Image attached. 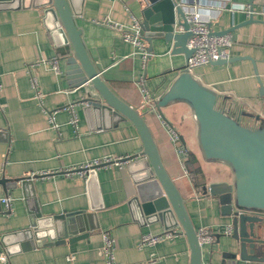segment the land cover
Returning <instances> with one entry per match:
<instances>
[{"label":"crops","instance_id":"crops-1","mask_svg":"<svg viewBox=\"0 0 264 264\" xmlns=\"http://www.w3.org/2000/svg\"><path fill=\"white\" fill-rule=\"evenodd\" d=\"M227 2L228 7L231 3L250 4V0ZM68 3L82 44L99 76L126 104L148 110L142 89L159 99L185 67L184 56L170 54V44L155 40L152 52L142 61L136 49L120 39V32L102 24L108 19L123 30H130L132 19H141L138 0ZM263 3L264 0H252L256 13L252 18L256 22L229 33V59H241L190 71L215 91L218 108L247 127H256L264 119V97L259 95L258 84L259 80L264 88V17L259 13ZM212 5L218 8L220 2L212 0ZM227 6L212 13V32L224 31L248 19L244 12H231ZM208 8L203 6L205 12ZM53 25L52 17L40 9L0 10V178L30 177L32 182L14 189L0 185V264H105L100 253L102 233L114 240L117 264H188L190 251L179 227L171 229L176 232L171 240L138 249L142 234H159L165 228L160 222L145 223L136 214L135 205L130 202L135 185L125 164L97 169L93 203L102 207L95 211L97 228L86 239L6 254V249L28 241L22 231L29 227L30 212L52 217L88 209L84 177L80 173L66 174L64 170L105 158L128 157L142 150L138 132L128 121L115 123L113 118L104 119L98 114L87 118L83 105L74 104L86 96L88 86L80 85L83 78L77 60ZM143 43L146 48L147 43ZM53 57L57 58V71L50 65ZM162 112L169 125L158 115H146L162 164L185 200L195 230L208 228L213 232V242L201 247L202 264H220L221 253L230 243L223 233L230 220L221 215L217 197L204 195L201 188L211 183L230 184L231 171L220 163L202 160L193 116L185 104L169 105ZM73 114L76 124L71 123ZM172 130L178 134L177 140H172ZM184 148L189 152L188 159L189 155L195 157L194 167L203 179L197 188L186 163L183 165ZM41 173L49 174L40 176ZM7 196L12 199L9 209L1 201Z\"/></svg>","mask_w":264,"mask_h":264},{"label":"water","instance_id":"water-1","mask_svg":"<svg viewBox=\"0 0 264 264\" xmlns=\"http://www.w3.org/2000/svg\"><path fill=\"white\" fill-rule=\"evenodd\" d=\"M138 2L142 9L139 34L141 40L147 43L145 51L151 53L152 41L160 40L170 44V54H182L187 62L193 50L187 46L189 26L178 0ZM249 5L252 7V0ZM19 8L40 9L44 15H50L53 30L64 44L70 45L72 57L77 60L82 72L80 85L88 86L86 96L74 103L83 105L85 116L88 118L98 114L104 119L113 118L115 123L128 121L138 132L142 150L116 161L125 164L132 177L135 195L130 202L134 203L136 214L145 223H162L165 230L179 227L190 251L188 264H202V248L185 200L166 172L153 133L146 122V115H158L160 120L169 125L162 109L183 103L193 116L196 144L202 160L220 163L231 171L230 184L211 183L201 188L204 195L217 197L221 215L230 220L231 233L227 235L230 243L221 253L220 264H264V119L256 127L242 125L237 118L217 107L215 91L202 84L185 67L180 69L179 75L159 99H153L151 110L135 109L114 94L92 65L68 0H0V10ZM252 22L256 21L249 15L242 23L224 31H213L212 34L220 36L232 33ZM239 59L218 60L210 64L223 65ZM258 84L259 95L264 97V88L259 80ZM180 140L183 142L181 137ZM113 163L75 170L73 173H84L89 197L88 209L64 212L52 217H42L38 211L30 212L29 227L22 231L28 241L20 243V247L6 249V254L31 250L35 246H54L86 239L97 228L94 224L95 211L102 207L101 204L93 203L97 169ZM31 183L30 177L0 178V185L6 189H14L17 185L25 187Z\"/></svg>","mask_w":264,"mask_h":264},{"label":"built area","instance_id":"built-area-1","mask_svg":"<svg viewBox=\"0 0 264 264\" xmlns=\"http://www.w3.org/2000/svg\"><path fill=\"white\" fill-rule=\"evenodd\" d=\"M220 2V6L218 8L213 7L212 0H178V5L182 6L184 9V14L186 21L188 23V31L190 33L188 39H187V46L189 49L193 50L192 55L187 60L185 68L190 72L192 69L207 65L212 62L218 61V60H228L229 59V51L232 45V37L229 33L217 36L212 34V29H210V23L211 20H213V14L217 13L224 9L227 5V0H218ZM191 4H190V3ZM196 2V3H195ZM227 2V3H226ZM203 6L209 7L207 9V12L204 11ZM228 7V6H227ZM262 10L259 12L264 17V3L261 6ZM228 10L231 12L234 11H241L244 12L247 16L251 15L253 16L255 13L253 7L250 5L245 4H237V3H231L228 7ZM132 27L130 30L126 31L122 29V26L118 23L110 22L108 19H104L103 23L107 27L120 32V39L130 45H132L138 54H140L142 61H145L149 55L145 51L144 43L141 40L139 31V21L136 19H132ZM50 65L53 70H58V62L57 58L53 57L52 60H50ZM32 83H34V79H32ZM142 85V83H141ZM1 89V87H0ZM143 93V100L144 104L147 106L148 110L152 109V102L153 99H155L150 92L146 91L145 89H142ZM52 121V119L50 118ZM77 118L76 115L73 114L71 123L76 124ZM164 123V122H163ZM55 127V126H54ZM172 140L178 139V134H175V132L172 130ZM181 153L184 156V162L183 165L185 166V163L188 159V153L186 149H182ZM120 158H105L102 160H96L92 161L90 163H87L83 165L82 167H76L71 169H66L64 172L66 174L73 173L78 168H90L95 165L103 164V163H109L114 162L113 164H121L117 163ZM107 167V166H106ZM49 173H41L40 176H46ZM84 177V173H80ZM11 198L9 196L4 197L1 199L2 203L5 205L6 209H9ZM223 233L225 235H229L231 233V226H227ZM197 239L199 240V244L202 247L203 245L210 244L213 242V232L208 228H199L196 231ZM176 235V232L174 230H165L162 233L159 234H142L138 240V249H141L143 247H149L153 246L163 240H171ZM101 255H103V258L105 260V264H117L114 259V240L108 233H102V246L100 249ZM4 259V258H3ZM69 260H72V257L69 258Z\"/></svg>","mask_w":264,"mask_h":264},{"label":"trees","instance_id":"trees-1","mask_svg":"<svg viewBox=\"0 0 264 264\" xmlns=\"http://www.w3.org/2000/svg\"><path fill=\"white\" fill-rule=\"evenodd\" d=\"M196 159L193 155H189V159L186 162V166L188 172L192 175L193 184L197 188L200 186L201 182L203 181L201 174L198 172V169L194 167Z\"/></svg>","mask_w":264,"mask_h":264}]
</instances>
